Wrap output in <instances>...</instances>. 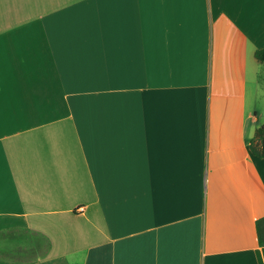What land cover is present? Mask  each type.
Instances as JSON below:
<instances>
[{
	"label": "crops",
	"instance_id": "0c3cea01",
	"mask_svg": "<svg viewBox=\"0 0 264 264\" xmlns=\"http://www.w3.org/2000/svg\"><path fill=\"white\" fill-rule=\"evenodd\" d=\"M264 0H0V264H264Z\"/></svg>",
	"mask_w": 264,
	"mask_h": 264
},
{
	"label": "trees",
	"instance_id": "16d2710c",
	"mask_svg": "<svg viewBox=\"0 0 264 264\" xmlns=\"http://www.w3.org/2000/svg\"><path fill=\"white\" fill-rule=\"evenodd\" d=\"M256 57L259 60H264V48L256 51ZM250 148L255 155L260 157L264 156V124L256 129L255 135L250 143Z\"/></svg>",
	"mask_w": 264,
	"mask_h": 264
},
{
	"label": "rangeland",
	"instance_id": "374dc122",
	"mask_svg": "<svg viewBox=\"0 0 264 264\" xmlns=\"http://www.w3.org/2000/svg\"><path fill=\"white\" fill-rule=\"evenodd\" d=\"M259 103H260V106L261 108L263 109L262 110V115H261V119H260V122H259V126H261L262 124H264V95L259 99Z\"/></svg>",
	"mask_w": 264,
	"mask_h": 264
}]
</instances>
